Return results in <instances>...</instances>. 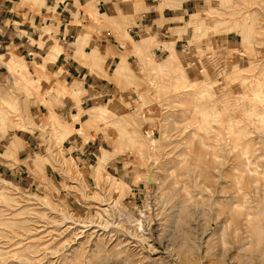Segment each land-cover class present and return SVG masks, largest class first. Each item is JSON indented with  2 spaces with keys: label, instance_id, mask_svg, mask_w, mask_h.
I'll return each instance as SVG.
<instances>
[{
  "label": "rangeland",
  "instance_id": "rangeland-1",
  "mask_svg": "<svg viewBox=\"0 0 264 264\" xmlns=\"http://www.w3.org/2000/svg\"><path fill=\"white\" fill-rule=\"evenodd\" d=\"M78 5L101 97L46 67L49 27L38 62L0 51V264H264V0Z\"/></svg>",
  "mask_w": 264,
  "mask_h": 264
},
{
  "label": "crops",
  "instance_id": "crops-1",
  "mask_svg": "<svg viewBox=\"0 0 264 264\" xmlns=\"http://www.w3.org/2000/svg\"><path fill=\"white\" fill-rule=\"evenodd\" d=\"M36 1V0H35ZM37 2V1H36ZM76 4H81L83 0H75ZM74 0H65L56 7L57 18L54 17L53 11H47L44 8L39 10H30L25 6L20 5L21 0H0V51L5 50L7 47L13 46L15 55L21 57L25 61L38 62V60L45 56V53L41 50L38 43L40 41L39 33L35 31V28H51V39H59L63 41L65 48L64 52L57 54L56 61L51 66L47 64L46 67L56 71L61 69L65 74L66 78L78 82L82 87H91L93 98L101 97L105 86L103 82L90 73L87 67L79 64L73 59L74 47L72 41L75 34V29L69 25L71 18L70 8ZM50 9L54 8V4L50 2L47 5ZM180 11V10H179ZM176 17H181L178 14ZM183 17V16H182ZM33 40V43L30 42ZM47 43V40H44ZM87 48V47H86ZM98 49L101 53L105 54L107 51L112 52L111 46L108 43H101L98 45ZM53 52V51H52ZM5 55V54H4ZM1 56V55H0ZM111 60L110 57L107 58ZM41 62V61H40ZM24 147H26L24 145ZM11 175L19 176V179H24L21 174L24 173L23 165H19L16 169H7V166L3 161L0 160V170L3 169ZM21 181V180H20Z\"/></svg>",
  "mask_w": 264,
  "mask_h": 264
},
{
  "label": "bare ground",
  "instance_id": "bare-ground-1",
  "mask_svg": "<svg viewBox=\"0 0 264 264\" xmlns=\"http://www.w3.org/2000/svg\"><path fill=\"white\" fill-rule=\"evenodd\" d=\"M37 1V0H36ZM39 1V0H38ZM43 1V0H42ZM41 2V1H40ZM75 5L76 6H80V5H78V4H76V2H75ZM74 5V6H75ZM75 6V7H76ZM54 10V9H53ZM80 14V12H77V15H79ZM75 15H76V13H75ZM78 23H81L80 22V20H78L77 21V24ZM79 25V24H78ZM86 37V36H85ZM85 37H83V39H85ZM79 44V43H78ZM84 44V43H83ZM82 47V46H81ZM80 47V48H81ZM78 48V47H77ZM53 49H55L54 51H53ZM53 49H52V51L53 52H50V54L48 55L49 56V60L50 61H55L56 60V56H57V54H59V53H61L62 51H63V49H62V46H61V44H57V45H53ZM83 50H84V48H83ZM76 51H77V49H76ZM80 52V51H79ZM47 56V57H48ZM8 58H10V57H8ZM7 58V59H8ZM7 59H6V63L8 64V65H10L11 66V68H21V67H23V68H25V65H24V62L23 63H20L18 66H17V64H12V63H9L8 61H7ZM22 68V69H23ZM18 72V71H17ZM71 87H72V91L70 92V95L68 96V97H70V98H72V99H74V100H76V101H78V102H80V96H81V94H84V95H86V94H88V91L86 90V89H84V88H81L80 87V85L78 84V85H71ZM241 93V92H240ZM263 97V96H262ZM69 98V99H70ZM81 103V102H80ZM235 103V102H234ZM80 105V107H81V105L82 104H79ZM254 107V106H253ZM80 109V108H79ZM237 110H239V109H237ZM240 110H241V108H240ZM242 111V110H241ZM252 112V111H251ZM250 113V112H249ZM21 116V115H20ZM72 117H75V116H77V114H72L71 115ZM218 118V117H217ZM234 128V127H233ZM12 202V201H11ZM13 203V202H12ZM118 207V214H119V217H126V218H128V219H130V220H132V221H135L134 219H133V212L131 211V210H128V209H125V208H123L122 206H117ZM99 214V213H98ZM8 216V215H7ZM120 219V218H119ZM118 219V220H119ZM78 224V223H77ZM87 226V225H86ZM66 232V231H65ZM65 234V233H64ZM51 240V239H50ZM12 254V253H11ZM41 255V254H40ZM15 256V255H14Z\"/></svg>",
  "mask_w": 264,
  "mask_h": 264
}]
</instances>
